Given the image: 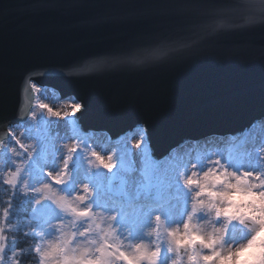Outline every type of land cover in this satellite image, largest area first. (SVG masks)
Wrapping results in <instances>:
<instances>
[{
  "label": "water",
  "instance_id": "95a60500",
  "mask_svg": "<svg viewBox=\"0 0 264 264\" xmlns=\"http://www.w3.org/2000/svg\"><path fill=\"white\" fill-rule=\"evenodd\" d=\"M232 2L0 0V142L8 120L28 117L31 81L73 96L84 130L113 138L143 125L157 157L245 130L264 118V6L249 0L248 16L206 30ZM98 56L116 59L81 69Z\"/></svg>",
  "mask_w": 264,
  "mask_h": 264
},
{
  "label": "rangeland",
  "instance_id": "374dc122",
  "mask_svg": "<svg viewBox=\"0 0 264 264\" xmlns=\"http://www.w3.org/2000/svg\"><path fill=\"white\" fill-rule=\"evenodd\" d=\"M38 88L39 91L34 93L35 103L29 117L16 129L17 135L23 133L22 138L26 143L35 144L36 154L30 163L25 164L24 156L27 153L20 150L22 155L15 157V163L22 170L20 177L22 182L19 186L32 192L31 216L38 221L37 232L41 237L38 251L43 257L41 264H100L94 259L99 255L97 249L105 240L115 243L104 235L99 225L80 232L87 227V224L81 226L77 221L75 227V220L63 226L60 237H58L59 233L54 231V225L58 224L59 213L50 202L55 193L45 191L48 186L42 185L41 179L44 170L59 166L58 157L63 154L64 146L68 143L78 141L83 145L80 155L74 161L77 178L86 180L90 184L93 190V203L117 215L115 223L119 246L129 252L134 251L135 246L141 244L146 250L159 248L161 253L158 264H173L175 254L167 251L168 232L172 229L184 228L186 225L191 191L180 182L181 174L202 173L207 169L219 168L221 165L226 166L229 171L264 172V118L256 120L237 134H211L202 138L200 142L190 139L182 145L173 147L170 154L160 163L148 157L143 131L134 130L111 138L105 130H84L79 123L77 125L72 120H68L65 127H59L58 121L61 120L50 116L47 109L40 108L39 105L46 104L51 111L63 113L69 105L71 110L76 112L79 102L73 96L59 98L57 91L51 87L38 86ZM32 113H35V118L32 117ZM249 130H253V136L247 135ZM208 137L226 139L219 143L217 142L219 139L212 141L207 140ZM5 140L6 137L2 142ZM138 141L144 142L140 149L136 148ZM92 148L105 155L116 154L118 165L112 173L97 169L93 170V175L87 174L90 165L86 157ZM145 157L151 162L150 165L142 162ZM12 160L13 157L7 148L0 150V171L3 175L9 169ZM217 161L220 164H217ZM227 186L226 183L217 187ZM36 189L40 191H35ZM217 195L216 192L211 193L213 202L219 204L223 196L217 199ZM40 196L45 198L41 199L39 204H34ZM236 196H250L256 201L254 204H259V208H255L254 211L264 217V197L256 193H241L237 189L227 193L228 202L233 204ZM154 214H159L162 218L160 227H154L152 223ZM4 223H0V231L5 227ZM261 225H264L262 221L253 219L241 207L234 205L223 216L209 214L206 219L194 222L192 234L200 232L214 236L215 230L223 227L226 242L234 247L250 238L244 251L237 253L235 260L227 262V264H246V261L243 262L246 251H250L257 238L263 236ZM65 237L66 241L62 246ZM41 249L43 252L40 251ZM199 251L202 255H206L209 249L201 248ZM220 254H223L222 250ZM180 257L178 264H187L185 250H181ZM115 264H123V262L115 260ZM125 264H140V262L127 260ZM144 264H147V261Z\"/></svg>",
  "mask_w": 264,
  "mask_h": 264
},
{
  "label": "snow or ice",
  "instance_id": "6c2138e0",
  "mask_svg": "<svg viewBox=\"0 0 264 264\" xmlns=\"http://www.w3.org/2000/svg\"><path fill=\"white\" fill-rule=\"evenodd\" d=\"M260 4L264 6V0H260ZM226 10H222L215 17H211L209 23L206 25V30L215 31L217 27L225 26L226 21L229 19L230 13H237L241 18H244L250 14L252 5L249 0H233L232 3H228L224 6ZM144 53H136V56L143 55ZM155 54V53H153ZM115 57L111 56H98L85 61L80 67L83 71H94L108 65L115 61ZM31 91L33 93L38 92L39 88L34 81L29 82ZM40 108L47 109L50 116H55L61 121H77V113H80L83 106L76 112L71 110V105L67 107V110L63 111H51L50 107L46 104H40ZM32 117L35 118V113H32ZM21 120L24 118L21 117ZM19 123L13 126L11 120L7 121V130L5 132L6 140L0 142V150L7 148L13 160L9 166V169L2 177V182L7 184L10 188L21 184L22 170L15 163V157L22 155L20 150L26 152L24 156V163H30L36 154L35 144L26 143L21 135H17L16 129L19 128ZM143 141H138L136 148L140 149L143 145ZM82 143L73 142L64 146V152L58 157L59 166L56 168H48L42 173L41 183L47 185L48 188L45 191H51L55 193L54 198L50 204L58 210L59 218L58 224L54 225V231L59 233V236L63 233V226L73 222L75 220V227H77V221L83 226L87 224L86 229L97 225L100 226V230L103 231L106 237L111 238L115 243H110L108 240L97 249L99 255L94 259L98 260L100 264H115V260L125 262L127 260L139 261L140 264H158L161 250L159 248H153L151 250L145 249L144 245L135 246L134 251L129 252L123 250V247L119 246L118 231L116 227L117 215L111 214L105 211V208L98 206L97 203L92 202V193L90 184L86 180L77 178V170L74 167V161L82 151ZM90 167L87 169L89 176L93 175V170L102 169L106 173H112L117 167L118 161L116 154H102L100 151L94 148L89 150L86 157ZM145 165H150V161L145 157L142 161ZM220 164L219 161L216 162ZM217 173H220L217 175ZM180 182L182 185L191 191V201L189 205V212L186 215V225L184 228L172 229L168 232V244L167 251L175 254L173 264H178L180 261V252L185 250L187 264H227L229 260H235L237 253H241L247 247L250 241L245 240L243 243L230 245L225 240L226 233L222 228L215 230V235L201 234L195 232L193 235L194 222L206 219L209 214L223 216L226 211H229L234 204L228 202L227 193L230 191L239 190L241 193H256L261 197H264V172L256 171H229L226 166L221 165L216 169H207L202 173H192L191 175H180ZM228 184L225 188H218V185ZM61 186V187H57ZM35 191H40L36 189ZM218 193L217 199H221L219 204L213 202L211 193ZM199 193V195H196ZM44 196L38 197L34 204H39ZM10 207V205H9ZM98 209V210H97ZM72 213V215H70ZM79 213V216L76 214ZM7 212L3 211L0 215V223H3L6 219ZM71 217V219H70ZM154 227H160L162 225V218L159 214H154V221L152 222ZM103 225V226H102ZM77 233V235L80 234ZM27 235V233H25ZM188 237H191L188 239ZM66 241V237L62 240ZM55 242V241H53ZM209 249L206 255H202L199 249ZM190 249H196L195 251H189ZM222 250V255L220 254ZM43 252V249L40 250ZM0 264H20V256L17 252H12L11 256L8 255V249L6 247V236L4 233H0Z\"/></svg>",
  "mask_w": 264,
  "mask_h": 264
},
{
  "label": "trees",
  "instance_id": "16d2710c",
  "mask_svg": "<svg viewBox=\"0 0 264 264\" xmlns=\"http://www.w3.org/2000/svg\"><path fill=\"white\" fill-rule=\"evenodd\" d=\"M3 176L0 171V215L3 214V211L7 212L4 221L5 227L1 228V232L6 236L8 255L11 256L12 252H17L20 256V264H41L43 257L38 251L41 240L37 232L38 221L31 216L33 211L32 192L19 185L10 188L2 182ZM234 200L233 204L236 207H241L248 216L256 218L264 224V217L254 211L255 208H259V204H254L256 201L252 200L250 196H236ZM260 229L263 236L257 238V242L251 246L250 251H246L243 259L246 264H264V230H262L264 225H261Z\"/></svg>",
  "mask_w": 264,
  "mask_h": 264
},
{
  "label": "bare ground",
  "instance_id": "6f19581e",
  "mask_svg": "<svg viewBox=\"0 0 264 264\" xmlns=\"http://www.w3.org/2000/svg\"><path fill=\"white\" fill-rule=\"evenodd\" d=\"M37 85V84H36ZM37 86H39V85H37ZM58 93V92H57ZM58 95H59V93H58ZM34 101H35V98H34ZM34 103L35 102H33V105H34ZM34 106H32V108H33ZM30 112H31V110H30ZM29 115H30V113H29ZM29 117V116H28ZM27 119V118H26ZM25 119V120H26ZM25 120H22V121H20L19 122V124H21V123H24L25 122ZM68 123H67V121L65 122V121H58V126L59 127H65V125H67ZM75 124H77L78 125V122L77 121H75ZM17 125V124H16ZM248 128V127H247ZM246 128V129H247ZM135 130H140V131H143V133H145V129H144V126L143 125H138L137 126V128L135 129ZM134 131V130H133ZM248 134L247 135H250V136H253V130H249L248 132H247ZM85 134H87V131H85ZM232 134H237V133H232ZM146 134H144V136H145ZM209 135H211V134H208V135H204V136H200V137H196V138H192L191 140H196V141H198V142H200L201 140H202V138H204V137H207V136H209ZM224 135H226V134H224ZM214 139H216V138H214ZM214 139H212V138H210V137H208L207 138V140H212V141H214ZM217 139H219V138H217ZM216 139V140H217ZM225 137L224 138H220L219 140H217V142H219V143H221V142H224L225 141ZM188 140H190V139H188ZM188 140H186V141H184L182 144H184V143H186ZM181 144V145H182ZM145 145H146V148H147V155H148V157H150V159H152L153 161H159L160 163H161V161H163V159L164 158H166L167 156H168V154H170V152L171 151H169L167 154H165L164 156H162V157H157V156H154L153 154H152V152H151V148H150V146H149V144H148V141H147V137L145 136ZM216 145H218V143H216ZM172 149V148H171ZM170 149V150H171Z\"/></svg>",
  "mask_w": 264,
  "mask_h": 264
}]
</instances>
